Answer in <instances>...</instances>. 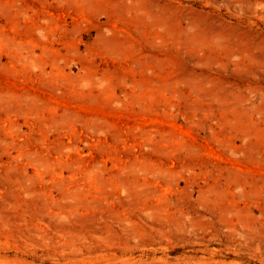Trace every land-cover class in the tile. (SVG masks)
Here are the masks:
<instances>
[{"label": "rangeland", "instance_id": "obj_1", "mask_svg": "<svg viewBox=\"0 0 264 264\" xmlns=\"http://www.w3.org/2000/svg\"><path fill=\"white\" fill-rule=\"evenodd\" d=\"M0 264H264V0H0Z\"/></svg>", "mask_w": 264, "mask_h": 264}]
</instances>
